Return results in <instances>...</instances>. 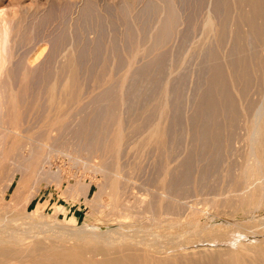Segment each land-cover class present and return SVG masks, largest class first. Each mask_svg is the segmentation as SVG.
<instances>
[{"label": "bare ground", "instance_id": "obj_1", "mask_svg": "<svg viewBox=\"0 0 264 264\" xmlns=\"http://www.w3.org/2000/svg\"><path fill=\"white\" fill-rule=\"evenodd\" d=\"M153 1L155 4L159 0H157V1L153 0ZM153 1L152 2L150 0L147 1V4H146V6L144 5V8L147 7L149 9H153V7L156 6V5H153ZM165 1H166V3H164V4H166V6H167V7L165 5L163 6V9L166 7V9H164V11H165L164 15L165 16H163V20L161 19L162 18L161 16H160L161 18L159 17V19H161L160 22L162 21V23H160L158 20V22L161 25L156 20V18H157L156 16L160 15L158 8L161 5L158 3H160L161 0H160V2L157 3L160 6H156L157 7L156 10L159 12V14L157 13L158 15L154 16L155 17L154 19L159 24L158 25L159 28L157 27L156 29L151 30L152 27L150 28V25H148V23L151 24L150 23L151 21L148 23L145 22V24H147L149 26V30L146 27L147 25L144 24V22H143V25H145V27L142 24H140V26L141 25L143 26V27L141 26L142 29L139 27L140 33H141L140 35H142L141 38L143 37L142 38L143 40L142 39L141 40L143 42L140 40V43H139V41L136 40L137 37L139 36V34L137 35V37L135 39L134 35L136 34L138 29L134 30L133 27H135V26H133L132 24H131L132 27L128 26L129 25L128 22L132 21L133 19L129 20V21L124 20L125 23L127 22L126 25L128 26L127 27L128 31L127 30L125 31V32H127L125 34V37L129 35L128 38H134L139 43V44H137L136 41H135V43H133L132 42L133 39H128L126 37L128 39V40L126 39L128 42L131 41L133 43V44L131 43L130 46L128 47V49L125 50V48L128 46V44H127L128 42H127V43H125L127 46L126 47L124 46L125 48H123L125 51H127V50L129 51V49H131L130 51H132V52L127 51L128 55H130V53H131V55L128 57V59H126V57L123 56V58L126 59V60L123 59L124 61L128 60L127 63L125 62L126 65L124 64L125 68L127 66V71L125 72L123 69L124 73L123 72L122 73L124 75L119 76L117 74L118 77L115 78L116 76H114V72L117 71V69L114 72L112 71L113 74H111L110 70H113V69H112V67H110V65L112 64V62L109 60L111 62V64L106 66L104 64L106 61L102 62V58H101V60H100V58H98L100 60V62H102V64L100 62H98V59H97V63L95 61L96 64L99 63L102 65V66H100V68H99V65H97L99 68L98 72L95 73V72H93L94 71L93 70L90 73V74L93 73L92 75H90L89 72H87V74L90 75V76H88V78L91 79L90 81L92 82L93 86L89 85L90 81L89 82L87 81L88 83L87 82H85V83H87L90 87L92 86V90L89 89L91 91H89V90L83 91V89H82L83 86L86 89L87 84L85 86V84L82 85L80 83V82H82L81 81L82 79L81 78L79 79V71H80V68H83V67H80V66H82V65H80L81 60H78V58L81 57L82 54H83V56H85V54L88 55V53L90 51V53H91L90 57L93 58L92 60H94V59L96 60V58L99 57V55L103 54L104 50H103L102 44L104 43V41H103V43H101L100 40H104L105 38L99 39V35H98V38L96 40H98L100 43L96 42L97 45H94L95 43H93L92 41H89L88 44H87V42H86V44L84 42L83 45L85 44V47L89 46V48H90V42L93 43V44L91 43L92 44L91 47L92 46H95V47L92 50H91V48H90V50L88 49L89 50L88 53H87V50H83L78 55L74 54L72 52V50L74 49L73 51L78 53L79 50L77 49L78 48L77 45H76L77 48H75L74 47L75 44H73L72 47H74V48L69 50V48L72 45L71 44L70 47H68V51H64V53L60 52L62 54L60 55L61 57H60V59L58 58V60L61 62L60 63L58 62V65H55V66L51 65L52 67L50 68L49 66L44 67L45 63L43 65L42 64L40 65V62L37 63L36 59L38 58V56L35 57L34 54L36 53L35 51L38 48H40L41 44H40V46L37 45V48L34 49L35 51H33V52H32L33 48H31L32 50L29 49L30 44L32 45V43H28V41H30L33 38V36L32 37L27 36V35H29V33H26V32H28L29 30H26L25 28H23V25L21 23H18L19 20H17L18 24L15 23L17 25L14 24L15 26L13 25V27L10 25L12 28V32L10 30H9V32L6 31V33H5L6 35L1 33L4 31H1V30H3L2 29L3 25H2V23H0L2 25V27L0 26L1 27L0 28V177L3 175V172H4V179H5V181L2 184L0 183V264H264V243L256 245L254 247H251L248 245H245V246L242 245L240 250L229 247V248H226V249L220 250L219 252H214V253L207 252L205 250H201V251H199V253L196 252V253H198L199 257H196L192 253H186L184 251H179V250H181L180 245H189L191 242H193L189 237L190 234H195V233L198 234L199 232H201V233L205 232L206 235L211 234V232H213V234H214V232H215L214 229H212V228L209 229L214 224H212V225L207 224L209 221H212V220L207 219L208 221L205 222L203 220L206 217L205 218L203 217L204 218L203 219V218H201L202 215L200 217L197 216V218H195L193 222L192 221L190 222L189 220L181 221L185 226L180 227L178 229V231H172V232L169 231L168 232L166 229H158L161 226L160 224L163 221H167L168 224L171 226H174V224H176L177 222H180V218H175V217H170V216L172 214H174L175 212L178 214L177 211H179V208H184L186 205L189 204V203L187 204V203L183 202L184 201L183 198L189 197L190 194H192L191 193L192 191H194L196 193L198 191L200 192V189L202 190V188H204V190L207 189L208 177H211L209 175L211 173H213L212 172L213 170H215V172L219 173L218 169H215V168L216 167L218 168V163L222 161L221 158L223 156L222 155L223 150L228 152V155L226 153L225 154L229 157H230L229 153L230 154L234 153L233 155L236 156L235 154L239 152V149L236 148L237 146L234 147L233 142L236 141V138L234 141L232 139L234 138L235 132L239 129V128H237V130L235 131L236 126H237V122L240 121L239 122L240 126L243 123V122H241V120L244 121V126L243 127L241 126V127H242V129L244 128V130H246V134H244L245 135V139H244L245 151L243 154V158H241L239 156V158H241L240 164L238 163L239 169L236 167L237 170L236 169L234 170V165L232 166V164H234V161H233V163L230 161L232 164H230L229 160H227V163H225V158H227V157L223 156V158H224L223 161L225 164V165L223 164V166H225V167H222L223 168L222 169L223 170V176L221 179L217 178V179H219L220 184L217 183L218 186L216 185V187H215V183H216L215 181L217 179L214 181L215 182L214 184L212 182L213 187H215L217 189V191H219V193H217V191H216L217 195L213 196L211 198L209 197V199L208 198L206 199V197L202 198L201 203H204V201H207L208 203H210L209 201H211L213 203L214 207L216 208L215 212H217L219 210L218 208H220V207H224V208L225 207L226 208L232 207L233 208V213H232L233 215H234V213H237L239 211L245 212V215H252L254 211H257V210H260L261 208H264V0H230L231 2H229L228 0H217V4H216V1L214 0V2H215L214 4H216V6L214 5L215 6L214 10H212V8H211L207 14L205 12L206 16H204L205 18L201 17V18H203V20H202L200 26L197 24L200 27L199 28L197 26L199 29V30L197 29V31H200V32H199V35L197 34L198 35V38L196 37L197 40L194 41L193 44H191L193 46L190 48H192V50L193 49L197 50L199 52V55H202L201 57H203L204 51H206V52L209 51L207 59H209V56H210L214 60L210 64H207V63L211 58L208 61H205L206 59L203 60V61H205V63L207 62L206 63L207 65H209V66H207V68L209 67V70H203V71H206V72L210 71L211 72V74L208 73L209 76H208V80L206 81L207 82V89L206 90L203 89L201 91L202 93H200V95L201 94L202 95H201L200 100L198 99L199 101L198 102L196 101L197 104H195V102H193V103L190 102V103H192V105L195 104L197 106V107L195 106L197 108L196 112L195 113L193 112L195 115L192 114V117L193 116L195 117L194 119H192L193 122H195L197 119H199V120H197L198 124H196V125L194 124L195 130H193L192 133H190V132L193 128L192 127L193 123L192 124L189 123V126L192 127V128H190L189 135H191V139L193 140V141L191 140L192 143L195 144L194 148L191 146L192 144L190 145V147H192V148H190V147L189 148L191 149V152H192L191 155L193 153H195V156L194 155L189 156L190 155V149H188L189 150V152H188L189 154H187L188 157H187V155L183 154L181 160L178 159L179 161H176L177 156H179V154L177 156L175 155L176 156L175 161L178 162L175 165L173 164V163H175V161L172 163V161H173L172 159L175 157H173V155H174L173 154L172 158H171L172 148H171V141L170 140H174L172 147L175 148V146H174V145H176V144H174V143H176L175 141H177V140L179 141V138H178L179 136H177L178 135L177 133L180 132L178 129L175 130V128L180 123H182L181 122L182 120H184V118L182 119L181 117L184 116L185 112H183V115H181V116L177 112V114L180 116L181 121H179L180 123L176 125V123L178 122V120L175 121L176 119H178L177 116L175 114L174 115L176 118L175 117L171 118L170 116H171V113L173 116V109L176 111L175 108L177 106L181 105V103H183L181 101H183L184 99L183 100L181 99V101H178L180 98L177 100L178 97L176 94V96H174L175 97L174 100H177L179 102V105H178V102L175 103V105H177V106H175L173 104L174 106H172V112L170 111L171 110L170 107H171L172 103L169 102V100H170L169 98H170V96L173 97L172 95H174L176 93V89H177V88L176 89L173 88L174 87L173 85H175V83L173 82L174 79H173V81H172V79L170 80L171 82L174 83V84L172 83L173 87L171 86L174 89L173 90L171 88L173 90V91L172 90L171 91L173 93L175 91V93L173 94L172 92L171 93L169 92V89H170L169 86L171 84L169 83L170 84L169 85L167 83L168 78L166 80V83L163 80L165 84L163 83L164 86H162L163 81L160 82L159 80H162V79L158 76H157L158 78L156 77V75H155L156 70L154 73H151L152 75L154 74L155 77H152V75H150V73H149V75L151 76L150 78H152V80H153V78L159 79L158 81L162 84L161 85L162 88L160 90L159 87H156V90L158 92L157 95L154 96L155 90L154 91L152 90L151 92H154V93H152L151 96H148V97L150 98V97L154 96L153 101L156 100L155 97L156 98L159 97V99H157V100H160V97L161 96L162 97H161V101H159V103L157 101V104L154 107L148 106V108L153 107L152 109L145 108V109H148V110H145L148 112H146V113L142 112L144 115L148 113L147 116L149 115L150 112L152 114L151 119L148 118V120L150 122H147L148 121L147 118L145 120V118L142 117L144 119L143 121H146L148 123V126L146 129L141 130V128H142L141 126L143 123L142 124L138 123L139 119H138V121L134 120L135 117L133 118V116L136 114H134V115L132 114L133 116L130 115L134 120L133 123H132V118L130 120L131 121L130 124L132 126H130L128 121H127L128 122V125H127V123L125 122V120L123 118V115L126 114L127 110H129V109H127L128 106H126L123 103V99H125V97L128 96V95H126V93L129 94L130 92L134 91L133 93L129 94V95H131V97L132 96H135V97L138 96V98L140 97V99H141L145 96L144 99H146L147 95L141 94L143 89L145 87H147V88L149 87V89L151 90L150 87L152 85L159 86V83L157 84L156 83L157 81L155 82V79H154V84H153V82L147 83L146 81L147 80L149 81V79H147L148 73H147V75H145V73H146V71L147 72L152 71L151 69L154 68L153 67L154 65H155V68L156 69L158 68L159 70H160V68L164 67L163 62H165L166 59L171 58L172 52H170L171 54L168 53L169 54L168 57L170 56L169 58L166 57V55H164L165 57H162L161 52L165 50L164 52L167 53V50L170 51L172 49L171 44H170V46H168V47H171L170 50L168 49V47L166 45H169L168 44L169 41L172 40L173 37L175 39L176 34L181 31V30L178 31L180 29V26H181L180 24L182 23V21H180L181 23L178 24V21H179L178 16L182 17L181 16L182 14L180 15L181 11L179 12L180 9L178 10V7H177V6H179V4H177V6H176L177 11L179 12V15H178L177 11L175 9L176 4L173 6L174 1L173 0H172L173 2L171 0H165ZM185 1H186V3L188 2L187 0H183L182 2L180 0L181 3H183V2L185 3ZM87 2H89V1H86L85 4ZM178 2H179V0H178ZM204 2H206V1H204ZM207 2H208V0H207ZM78 3H79V1H78ZM129 3H130V1H129ZM167 3H168V5H167ZM175 3H177V2L175 1ZM193 3H194V0H193ZM220 3L223 4V7H221L222 5H220ZM229 3L234 4L235 9H236V14L238 11H241L242 7L246 6L248 8L243 9L242 13H238V15H234V17H231V12L233 10L230 9L231 5H229ZM162 4H163V2H162ZM127 5H128V3H127ZM127 5H126V7H123V4H122L121 7L126 8V11H127V8H128ZM119 6L120 5H118L117 7H119ZM124 6H125V4H124ZM51 7L53 8V6H51ZM96 7H90L89 6V8H87V9L95 10ZM104 7H105V5H104ZM113 7H115V6H113ZM161 7L159 9H162ZM190 7H191V4H190ZM220 7L223 9H220ZM239 7H240V10H239ZM50 8H49V10H50ZM144 8H143V10H144ZM231 8H233V7H231ZM133 9H135V8H133ZM185 9H187V8L185 7ZM26 10H25V13L27 12ZM28 10H30V8ZM39 10H37V11H39ZM97 10H98V8H97ZM118 10H120V9L117 8V10H116L117 14H120L118 16L122 17L123 13L121 15V13H120L121 10H120V12ZM140 11H142V10H140ZM149 11L150 10H148V12H146V10H145L144 12L149 14L152 10L150 12ZM70 12H71V10H70ZM74 12H75V10H74ZM80 12L82 14L84 13V11L83 12L80 11ZM99 12H101V10ZM196 12H199V11H196ZM216 12L220 13V15L218 16L217 14H215ZM29 13H30V11H29ZM129 13H130V10H129V12H125L124 15H128ZM151 13H154V10ZM187 13H189V12H187ZM93 14H90V15L92 16ZM24 15H26V14H23V16ZM32 15L33 14H31V16ZM34 15H35V13H34ZM44 15H46V14H44ZM87 15H89V12L85 13V18L87 17ZM98 15H100V13ZM23 16L21 18L22 20H23ZM91 16H89V17H91ZM148 16H150V15H148ZM232 16H233V13H232ZM46 17L47 16H45V18ZM93 17H94V15H93ZM107 17H105V18H107ZM119 17H117V18H119ZM121 17H120V19H121ZM124 17H123V19H125ZM128 17L126 19H131L130 17L129 18ZM131 17H133V16H131ZM45 18H43V19H45ZM48 18H49V15H48L47 19ZM83 18L84 17H82V19ZM94 18H96V17H94ZM137 18H139V17H137ZM148 18L149 17H147L146 19L148 20ZM187 18H188V16H187ZM21 19H20V21H21ZM72 19H73V17H72ZM108 19H110V18H108ZM142 19H144V18H142ZM154 19H152V20H154ZM179 19H184V18H179ZM147 20H145V21H147ZM51 21H53V20H51ZM78 21H77V23H78ZM83 21H86V19ZM87 21H88V19H87ZM94 21H96V20L94 19ZM155 21L154 22L152 21L154 23V26L156 23ZM7 22H9V21H7ZM7 22L5 21L3 24L6 25ZM14 22H16V21H14ZM118 22H119V20H118ZM240 23L242 24V27H246V28L242 29L241 26L239 28L238 25H240ZM152 25L153 24H151V26ZM177 25L178 26L180 25L179 28ZM7 26L9 28V25H7ZM76 26H78V25L76 24ZM129 27H130V29H128ZM176 27H177L178 32L176 31ZM5 28L6 27H4V30H5ZM11 28H9V29H11ZM193 28H191V30ZM95 30L96 29H94V31ZM188 31L190 32V30H188ZM10 32L13 34V35L11 34L13 36V38L10 35V38L12 39V41L8 37L9 34H7ZM182 32H180V33L182 34ZM51 33H53V32H51ZM102 33L104 34V32H102ZM184 33L187 34V30ZM37 34H36L37 39H36V37H34V38L36 40H38V38L41 36L40 39L42 41V36L45 33L43 32V34L39 35V37ZM55 34H57V32ZM190 34H192V33L190 32ZM193 34H195V33H193ZM49 35H50V33H49ZM59 35L64 36L65 34L59 33ZM76 35H74V36H76ZM78 35H79V33H78ZM34 36H35V34H34ZM56 36L58 37V35H56ZM56 36H55V39L57 38ZM105 36H106V34H105ZM183 36L184 35H181V37H183ZM30 37H31V39H30ZM190 37H191V35L189 36V38ZM44 38H45V36H44ZM61 38H62V36H61ZM61 38H59V39H61ZM66 38L64 37V39H66ZM179 38L180 37H178V39ZM191 38H193V36ZM35 39H34V41H35ZM147 39H148V41H147ZM7 40L9 42L11 41L10 42L11 44H9L7 42ZM43 40H46V39H43ZM62 40H63V38H62ZM187 40H188V37H187V39L184 40V43ZM65 41L63 40L62 44L64 42L65 47H67L66 45L70 44V43H67ZM68 41H70V40H68ZM214 41H215L216 47L212 48V49H207V45L209 44V46L211 47L210 43H212ZM46 42H48V41H46ZM79 42H80V40H79ZM106 42H105V44H106ZM171 42H173V40ZM187 42L189 43L190 41L188 40ZM191 42H192V40H191ZM225 42L232 43V47L229 50H226L224 48L222 49V46L223 47L226 46L225 44L223 45V43H225ZM34 43H36V42H34ZM56 43H57V41H55V44ZM58 43H61V42H59V40H58ZM58 43H57V45H61V46H59L60 48H58V47L57 48L60 49V51H61V47H62V51H63L64 46H62V44H58ZM72 43L78 44L75 41ZM117 43L115 45H113V43L111 44L112 46H114V50L112 48V51H114V52L116 51L115 50L116 48L118 49ZM26 44H29V48L27 47L28 46L27 45V46H25V49L28 48L27 50L28 51L30 50L29 52L30 53L32 52V54H29L28 51L25 50V51H27L26 53H28L29 55H26L25 51H23V53L22 52L21 53L26 55V56L22 57V58H20V57L18 58V56H17V58L19 60L16 59V61H14L17 52L19 50L21 51V49H23L22 46L26 45ZM37 44H38V42H37ZM79 44L81 45V43H79ZM186 44L187 43H185V45ZM189 45H190V43H189ZM230 45L231 44H229V46ZM34 46H36V44ZM52 46L54 47V45H52ZM164 46H166L167 49L163 50ZM20 47H21V49H20ZM85 47L82 46V48H80V46H79L80 50L85 48ZM181 47L183 48V44ZM45 48H47V47H45ZM45 48H44V52L47 50ZM120 48L121 47L119 46V49ZM53 49H54L53 50L54 53L51 52V54H50V50H49L50 55H53V54L55 55L57 53L56 50H58V49H56V50H55V48H53ZM109 49L111 50V47ZM101 50H103V51L101 52ZM160 50H161V52H160L161 54H159V52H158ZM185 50H186V48H185ZM188 50H187V52H190L191 49L189 51ZM107 51H106V53H107ZM112 51H110V53L107 54L108 57L111 55ZM118 52L120 54L121 50ZM141 52L144 56L146 53H149L148 57L153 54L152 56H155V57H152L153 59L151 58L153 61H154V58H156L157 52H158L157 57L159 56L161 58H159V57H158V59L156 58L157 60L155 61L154 64L151 63L152 60L144 61V65H145V62H147L146 64L147 65L149 64L148 66H150V67L146 66L145 68L143 67V62L140 60L142 63L140 62V67H139V64L137 63L138 64L137 68L138 67L144 68V69L140 70L139 68L138 69L136 68V65H137L136 62L139 61L138 59L142 58V56H143L142 54H141V58H139L140 57L139 54ZM42 53L43 52L40 53L42 55L41 58L44 57L43 56L44 53L43 54ZM104 53H105V51H104ZM117 53L116 54L112 53L113 55H111V57L114 55L118 56ZM166 53H164V54H166ZM200 53H202V54H200ZM49 54L47 53L46 56L47 57L50 56ZM195 54H197V53H195ZM18 55H20V54H18ZM54 55H53V57H54ZM57 55H55V57H54L55 60L57 59V57H59V54H57ZM175 55H176V53H175ZM206 56H207V54H206ZM88 57H89V55H88ZM108 57L107 58L105 57V59H111L110 57L109 58ZM118 57H120V56H118ZM118 57H116L115 60ZM148 57L145 56V60ZM45 58L46 57H44L43 60ZM52 58L50 56L49 59L51 60ZM164 58H166L165 61H164ZM86 59H85V61H86ZM174 59H176V57H174ZM47 60H46V62L48 63L50 60H48V61ZM88 60H90V62H91L90 58H88ZM120 60H118V63ZM177 60H178V58H177ZM179 60H181V59L179 58ZM41 61H42V59H41ZM196 61H197V59H196ZM53 62H54V60H53ZM53 62H50V63H53ZM121 62H122L121 64L123 65V61H121ZM168 62H170V61L168 60ZM180 62L181 61H179V64H180ZM47 63H46V65H47ZM55 63H56V61H55ZM84 63H83V66L86 67L87 64L84 65ZM92 63L94 64L93 61H92ZM107 63L109 64L108 61H107ZM173 63H175V61ZM81 64H82V62H81ZM88 64H90V63H88ZM141 64H142V66H141ZM165 64H167V63L165 62ZM168 64H171V63H168ZM95 65L92 66V69L97 68V66H95ZM114 65H116V64H114ZM114 65H113V68H114ZM117 65H119V67L122 68V65H120V63ZM117 65H116V67H117ZM172 65H174V64H172ZM176 65H174V66L177 67ZM165 66H167V65H165ZM41 67L42 68L44 67L45 69L48 67L49 68L46 70L43 68L44 70L42 71V70H40ZM88 67H89V65L87 66V68ZM93 67H96V68H93ZM183 67H181V68H183ZM202 67L203 66H201L200 68H202ZM123 68H124V66H123ZM205 68H206V65H205ZM92 69L90 67V70H92ZM108 69H110V70L108 71ZM118 69H120V68H118ZM158 69H157V71H159ZM202 69H204V67ZM85 70L80 71V72H84ZM134 70L135 71L138 70L137 73L139 72V75L136 73V75H138V76H141L140 74H144L145 76H147V77H144V75H142L143 79L144 78H145V80L147 79L145 81L147 86L144 87V83H143V88L141 90H139V89L141 88L140 85L142 83H140L139 85H136L133 83L134 84L133 85L132 82H129V80L127 81V78L129 79L130 76L133 77L132 79H136V77L134 78L135 75L133 74ZM169 70H171V68ZM96 71H97V69H96ZM160 71H162V70H160ZM160 71L158 74H160ZM172 71H171V73H172ZM203 71L200 70L199 73H201ZM128 72H131V74H133V75L129 74V77H127ZM166 73L167 72H165V74ZM169 73H170V71L168 72V74ZM173 73H174V71H173ZM162 74H163V79H166L164 72ZM115 75H116V73H115ZM85 76H86V74H85ZM160 76L162 77V75H160ZM171 76H173V74ZM173 77H175V76H173ZM196 77H198V76H195L194 78H196ZM201 77L202 76H200V78ZM16 78H18V79H16ZM142 78L140 77L139 80L140 79L142 80ZM203 78L204 77L201 78L202 81L200 80L201 83L198 80L196 84H198V82L200 83V86H201V84L202 85L205 84V83H202ZM14 79H16V81H14ZM197 79H199V77ZM180 80H181V78H180ZM84 81H86V80H84ZM84 81H83V83H84ZM140 82H143V80ZM180 82H179V84H177V81H176V85L179 86ZM126 83H130V86H128V85L126 86ZM137 83H139V82L137 81ZM149 84H150V86H149ZM182 84H183V82H182ZM196 84H194L195 86L194 85L193 86L196 87ZM183 85H185V84H183ZM89 86L87 88H89ZM139 86H140V88H139ZM97 87H98V89L100 87H103V88L99 89L100 91H101V89H104V90L101 91L102 93L99 92L100 94L96 95V90L99 91L98 89H96ZM115 87H117V88L115 89ZM129 87H130V90H129ZM179 87H181V86H179ZM203 87H205V86L203 85ZM93 88H95L96 90ZM112 88L114 90H112ZM152 88H153V86H152ZM126 89H128V91H130V92L128 93V91ZM132 89H134V90L132 91ZM149 89H148V91H149ZM158 89L161 91L160 93H159ZM179 89H181V88H179ZM179 89H178V91H179ZM184 89L186 91H188L186 88H184ZM196 89H194V90H196ZM94 90H95V92H94ZM124 90H126L125 94L123 92ZM138 90L141 91V93L139 92V94H138V92H137ZM145 90L147 91V89H145ZM145 90L143 91L144 93L146 92ZM200 90H198V91H200ZM198 91H197V93H198ZM149 92H147L146 94H148ZM179 93H178V96H181L182 92L180 93V95H179ZM253 94L257 95V97L255 96L257 99L253 98V96H254ZM184 95H185V91H184ZM200 95H199V97H200ZM141 96H143V97H141ZM87 97L89 99L91 98L90 100H92L91 101L92 104L95 102V104H93V105H95V108L93 105H91L92 111L89 113H86V115L88 114L87 116H85L83 113H82L84 115L83 117H82V115H79V118L81 117L82 119L78 120L79 119L78 118L76 120L78 122V124L73 126V123L75 124V122H76V121L74 122L73 119H71L72 117H75L73 113L76 112V113L80 114L81 112H79V111L83 110L82 112H84V110L87 109L88 103L86 104V102H85L86 101L85 99ZM129 97L127 99H130ZM105 98H108V99L112 98L111 99L112 102H113V99L115 100L117 98V100H116L117 102L115 101L116 103L114 102L112 104V102L110 101L111 103L109 102L110 103V106H109L108 105L109 103H107L106 101L103 100L102 104L104 105L103 102H106L107 108L105 107V105H106L105 104L104 107H102V109H100V107H97V106L98 105L101 106V103H99V102H101V100L105 99ZM149 98H147V99H149ZM89 99H87V102L89 101ZM108 99H107V101H108ZM144 99H143L144 102L148 101V100H144ZM193 99H196V95H195V98L194 97L192 98V100ZM171 100H173V99H171ZM131 101H133L132 104L135 102V100H133V99ZM97 102H98V105H97ZM89 103H90V101H89ZM122 104H123V107H124V105L126 107L125 112H124V110L121 111L123 108V107L121 108ZM126 104H129V103H126ZM142 104L143 103H141V105ZM143 105L146 106V105H151V104L148 103V104H143ZM143 105H142V107H143ZM137 106H136V108H137ZM182 107H183V105H182ZM131 108H134V107H131ZM178 108L179 107H177V110H180L179 111V113H180L182 108H179V109ZM89 109H90V107H89ZM89 109H88V111H89ZM140 109H143V108H140ZM131 111L133 113L134 109H132ZM141 111L139 110L138 112L141 113ZM169 111L171 112L170 115H169ZM182 111H183V109H182ZM122 112H124L123 115H122ZM127 112H129V111H127ZM138 112H135V113H138ZM140 113H138L137 115H141ZM180 114H182V113H180ZM127 116L128 115H126V117ZM137 118H138V116H137ZM139 118H141V116H139ZM152 118H154V120H152ZM188 118H190V117H188ZM111 120H112V122H111ZM126 120H127V118H126ZM188 120H190V119H188ZM184 122H186V121H183V124H185ZM125 123L127 126L130 127V130L132 129L131 127H133L132 131L134 130L135 133H138V131L140 133H141V131L142 132L144 131L143 134L142 133H141V135L139 133H138L139 135L135 134L136 138H134L135 136H133V135L129 136L128 133L126 134V132H129V129H127L128 131L125 129ZM187 123L185 124L186 126H187ZM173 125H176V127L174 126L175 127L174 130L175 131L178 130L177 133L172 129ZM185 125H181V126L184 127ZM129 127H127V128H129ZM183 127H182V129H184ZM179 129H181V128L179 127ZM183 131H182V134L184 133ZM170 132L175 133L176 135L174 134L173 137L176 136L178 139L176 137H175L176 140L174 138L170 139V138H172L171 135L173 134V133L170 134ZM239 132H238L237 138H239ZM182 134H180V135H182ZM236 134H237V132H236ZM126 135H127V137L129 136V137L134 138V140L129 142ZM68 136L73 137L74 139L85 140L86 141L84 143L85 145L83 144V142H81L83 145L81 143H77V144H81L83 146L81 149H83V148H84V150L87 149V152L90 150H93V149L94 150L101 149L103 151V154L100 155L101 157H99V155H98V157L99 158L103 157L102 158L103 160L101 159V163H103V161H104V163L102 165H105L106 162L108 163V161H109V163H108L109 165L108 164H106L107 166L105 165V167L109 166V168H110L109 170L106 169L108 171V173L105 171V169H104V171H101L102 166H101V164L99 166V164L97 162L99 168L101 167L100 168L101 170L98 168L99 169L98 172H100V171L104 172V175H105V173L108 174V175H105L104 177L106 178V180L109 181V182L106 181V182H108L107 186H110V187H107V186L105 187V188L110 190V191L107 190V194H109V196L107 195V197H110V201L108 202L109 203L108 205L110 206V208L106 204V207L109 208V210H108L109 212L107 214L103 210V209L106 210L107 208H105V205H103L104 204V203H102L103 201L100 202L101 198L98 197L99 193L96 195L97 197L96 196L94 197V199H95L94 202L96 203L95 205H96V208H98V209H95V206L92 203H91V206L93 205L92 207H94L95 210H99V207L97 204H99V206H100V204L102 203L101 207L103 205L104 208L102 207L103 209L101 208V210H103L102 212H105L103 217L105 218V215H109V216L111 215L112 218L110 219V221H112V219L115 220V217H120V219L118 220V223L116 224L115 227L107 226L106 228H99V227L91 226V225H71V224L67 225V223L64 224V222L61 219H58V218L53 219V218H51L52 216L47 215L46 213H43L42 211H37L36 208H35V210L25 209V210L21 211L18 209L19 206L15 207V205H14L16 210H19V211H14L15 210L14 208H13L14 210H11V209L9 210V208H10L9 206L11 203L10 200H13L14 197H11L10 199H8L7 195H8L9 189L14 185V183H16L15 181L17 180V178L19 179V184L20 183L22 184L26 175H28L30 177L31 174L38 175L39 172L42 173L43 170H41V169L46 167L44 165L45 164L44 162L49 163V161H47L48 160L47 157L50 156L51 153H53V151L51 153L49 152V155H48V153H47L48 150H46V148L49 149L52 147L50 141L54 143V142H56V140H59V142H57V143H59L58 145L61 146L63 144H66V141L69 140ZM65 139H68V140L65 141ZM189 140H188V145L190 144ZM181 141H182V139H181ZM181 141H179V142H181ZM48 142L50 143V145L47 144ZM60 142H61V144H60ZM74 142H76V141L74 140ZM57 143H55V144H57ZM238 143H239V141H238ZM55 144H53V145H55ZM241 144H243V143H241ZM58 145H55L54 146L55 148L53 147L52 149L55 150L56 147H58ZM183 145H186V144L184 143ZM183 147L185 148V146H183ZM60 148H62V146ZM60 148H57V149H60ZM63 148H64V146H63ZM63 148H62V154H63V151L65 154V150H63ZM68 148H69V145H68ZM71 148H73V147H71ZM150 148L152 149L153 152L155 150V152H156L155 155L157 156V158L159 157L158 160L162 161V163L160 162L162 165L160 167L159 166L160 164H158L159 161L156 160L157 161L156 164H158V167L160 169H159V171H158V169H156L158 174L156 173V171H154L157 175L155 174V176H153L154 172H152V174H151L155 179H153L154 181H152L153 183L151 182L150 185H151V187H152V185L154 187H152L153 189L150 187V189H148L147 193H145V196H143V195L140 196V195H138V192H139L138 189H141L140 186L145 184V182L147 180H149L148 177L151 178L152 176L150 174H149L150 176L146 175L145 177H147V178H145L144 180H146V179L147 180L145 182L142 181L140 178H138L142 181L143 184L140 185V182L136 181L138 183V186H139L137 188L136 186L133 185L136 182H132L133 181V175H135L137 177V174H135V173H138L137 171H139L140 169L143 172L144 168L143 169L140 168V164H141L140 160H141V157H143L142 155H143L144 150H146V153H147V149L151 150ZM174 148H173V151L175 150ZM24 149H28V151H29L28 157H27V155L25 156ZM52 149H50V151ZM75 149H77V148H75ZM242 149H244V148H242ZM84 150H83V152H84ZM45 151H46V154L48 155V156L46 155V160L43 157V156H45ZM75 151H77V150H75ZM175 151H177V150H175ZM77 152H79V151H77ZM129 153H130V155H129ZM131 153L134 154L133 157L131 156ZM242 153H240L241 156H242ZM54 154L56 155V152H54ZM91 154H93L92 151H91ZM124 154H128L130 157L133 158L129 165L127 163H126L127 165L123 164L124 162L122 159L124 158L123 157ZM66 155H67V153H66ZM68 155H70V154H68ZM83 155H85V154H83ZM51 156H50V158H51ZM180 156H181V154H180ZM13 157H14V159L16 157L18 158V159L14 160V161L18 160V164H16L17 162L15 163L14 161H12ZM25 157H27V159L29 158L28 162H26L27 163L26 166L24 164L25 161L27 160ZM84 157H86V155ZM91 157H93V156H91ZM183 157L184 158L186 157V158L183 159ZM76 158H77V156H76ZM78 158H79V156H78ZM234 158L236 159V157H234ZM10 159L12 162L9 161ZM89 160L86 161V159H85L86 162H89ZM92 160H94V158H92ZM195 160L198 161L199 163L200 162L201 163L200 164L197 163V165L193 166L194 165L193 162ZM85 161H84V163H85ZM196 161H195V163H196ZM9 162L11 164H13V162H14L16 165L14 164L15 166L13 165L12 167L11 166L9 167V165H10ZM99 163H100V161H99ZM89 164H91V163H88V165ZM43 165H44V167H43ZM88 165H86V166H88ZM6 166H8L9 169ZM151 166H150V169H151ZM24 167H25L24 170H26V172H29L30 174H27L26 172L23 171ZM96 167H97V165H96ZM147 167H149V166H147ZM195 168H197V170L199 171L198 172L197 170H195L198 172V174H197V172L196 173L194 172V174H197L196 177H194L192 175ZM154 169H155V167H154ZM48 170H49V172L51 171L50 169H48ZM93 170H97V168H94ZM49 172H47V170H46V173L43 171V174L44 173L47 174ZM144 172H145V169H144ZM149 173H151V172H149ZM218 173L216 175H218ZM43 174H39V175H43ZM99 174H101V173H99ZM220 175H222V174H220ZM29 177H27V178H29ZM47 177H48V175H47ZM212 179L214 180L215 178H212ZM140 180H138V181H140ZM104 181H105V179H104ZM134 181H135V179H134ZM149 181H151V180H149ZM149 181H147L146 184ZM109 183H110V185H109ZM19 184H17V185L19 186ZM77 184H75V185H77ZM210 184H208V185H210ZM97 185H99V184H97ZM71 186L73 187L74 184ZM84 186L86 187L87 185H84ZM89 186H90V184L88 185V187ZM85 187L83 189L84 192L87 188V187L86 188ZM134 187L137 188V190H136V191H138L137 193H135V191H133ZM144 187H145V185H144ZM208 187H210V186H208ZM77 188H78V186H77ZM81 188L82 187L79 186V189H81ZM17 189H18V187H17ZM145 189L146 188H144V190ZM209 189H212V188L210 187ZM75 190L76 189L73 187L72 191H75ZM103 190H104V188H103ZM209 191H211V190H209ZM15 192H17L16 188H15ZM204 192H206V191H204ZM212 192H214V194H216L215 190L214 191L212 190ZM226 192H227V194L228 193H230V194L229 195L226 194L225 195L226 197L223 199L219 198L221 196V194L226 193ZM87 193H89V192H87ZM143 194H144V192H143ZM188 194H189V196H187ZM202 194H201V196H202ZM211 194L213 195V193H211ZM84 196L86 198L85 201L87 200L86 203L87 202L89 203L92 200L90 198L91 200L89 201V199H87V197H86L87 196L86 194ZM207 196H208V193H207ZM96 198H98V199L96 200ZM181 199L183 201H181ZM187 201H188V199H187ZM91 202H93V201H91ZM196 203H198V202H196ZM198 210L199 209L193 210V211L198 213ZM99 212H101V211H99ZM199 212L201 214H203V213H206V210L203 213L201 211H199ZM209 215H211V214H209ZM164 216H168V217H164ZM252 216L249 219L250 223L248 222L249 220H245L242 222V224H238V225L233 224V225L238 226V230H236L235 228H232V229L230 228L229 231L235 236V238H233L232 240L230 238H227V237L224 238L222 233H221V235L223 237L222 236L220 237L219 233L222 231L221 229H219L221 231L215 229L216 231H219V232L216 233L215 235H207V236L210 239H212V242L216 241V243L220 242L224 239H225V241H222L223 243L226 241H228V243H229L230 240H231L230 243H232L234 240L236 241V239L238 240L240 237L243 238V236L245 237L246 235H247L246 237H250V236H252V234L250 235V234H248L249 232H242V231H240V229L246 228L249 231H253V229H256V226H259L260 223L257 221V219L254 218V216L253 217ZM142 217H149V220L151 222H146V223L144 222V223H141L140 225H138L136 228H132L129 222L124 221V220H127L128 218H131L132 220L138 221L140 218L142 219ZM135 218H137V219H135ZM211 218L214 219V217L210 216V219ZM105 219H109V217L105 218ZM112 222H114V221H112ZM149 224H151V225H149ZM248 224H250V225H248ZM216 226H214V227H216ZM254 232H257V231L254 230ZM205 234H204V236L202 235V237H205ZM199 235L201 236V234H199ZM205 239H206V237H205ZM170 251H177V252L171 253Z\"/></svg>", "mask_w": 264, "mask_h": 264}, {"label": "rangeland", "instance_id": "obj_2", "mask_svg": "<svg viewBox=\"0 0 264 264\" xmlns=\"http://www.w3.org/2000/svg\"><path fill=\"white\" fill-rule=\"evenodd\" d=\"M78 1H79V3H78ZM83 0H0V23H2V25H3V27H2V25L0 24V26L2 27V29L3 30H1V31H4V32H1V33H3V34H5L6 33V31L7 32H9V30L12 32V28H11V26L13 27V25L15 24V23H17V20H19L20 21V19L22 18V16H23V14H26V15H24L23 16V20L21 19V21L19 22L18 21V23H21L22 25H23V28H25L26 30H29L28 32H26V33H29V35H27V36H33V38L34 37H36V39H37V36H36V34L38 35V37H39V35H42L43 34V32L45 33V34H43V36H42V41H41V36L38 38V40H36L35 38V41H34V39L32 38L31 39V37H30V39L32 40H30V41H28V43H32V45L30 44V48H29V44H26V45H23L22 46V48L23 49H21V47H20V49H21V51L19 52H17V54H16V56H15V59H14V61H16V59H18L19 57L20 58H22V57H25L26 55H29V54H32V52L33 51H35L34 49H36L37 48V45L38 46H40V44H41V46H40V48H38L35 52V54H34V56L35 57H37L38 56V58L36 59L37 60V63L38 62H40V65L42 64H44V67H46V66H49L50 68L52 67L51 65H58V62L60 63L61 61H59L58 60V58L60 59V55L62 54V53H64V51H68V47H70V45H71V47L69 48V50H71V49H73L74 47L75 48H77L76 50L78 51V53L77 52H74L73 50H72V52L74 53V54H79L81 51H83V50H87V53H88V51L90 50V48H91V50L95 47V46H92L91 47V45L93 44V43H95L94 45H97V43L96 42H98V43H100L98 40H96L97 38H98V35H99V39L101 38V39H104V40H100L101 41V43H103V41H104V43L101 45L102 47H103V50L105 51V53H104V51L103 50H101V52L103 51V54H101V55H99V57H97L96 58V60L94 59V60H92L93 58H91L90 56H91V53H90V51H89V53H88V55H89V57H88V55L87 54H85V56H83V54H82V56L84 57H79L78 58V60H81V62H82V64H81V62H80V65H82V66H80V67H83V68H80V71H83V70H85L84 72H80L79 71V79L81 78L82 80V82H80L82 85H84L85 84V86H86V84L91 80V79H89L88 78V76H90V75H92V74H90L93 70V72H98V70H99V68H100V66H102L101 64H102V62L103 61H106L104 64L107 66V65H110L111 64V62H112V64L110 65V67H112V69L113 70H110V69H108V71L110 70L111 71V74H113V72L117 69V71H115L114 72V76H116L115 78H117L118 77V75L119 76H121V75H124L123 73H124V71L126 72L127 71V66H126V68H125V62L127 63V61H124L123 59H125V58H123V56L124 57H126V59H128V57L131 55V53H130V55H128V52H132V51H130L131 49H129V51L127 52V51H125L126 49H128V47L130 46V44L133 42V43H135V41L137 40V41H139V43H140V40L143 38H141V36L142 35H140L141 33H140V29H139V27L141 28V26L143 25V22H144V24H145V22L146 23H148V22H150L151 24H153L152 26H151V24H149L148 23V25H150V28H151V30L152 29H156L157 27H158V25L160 24V23H162V21L160 22V20L162 19L163 20V16H165L164 14H165V11H164V9H166V4H164V3H166V1L165 0H161V2H160V0L158 1V2H160V3H158V4H160V5H158L157 3H155L154 4V1L153 0H150L151 2L153 1V5H156V6H160L162 9H159L158 8V11L160 12V15L159 16H156V15H158L159 14V12L156 10V6H154L153 7V9H149V8H147V7H145L144 8V5L146 6V4H147V1H149V0H84L83 2H82ZM86 1H89V2H87L86 4H85V2ZM125 1V2H124ZM129 1H130V3H129ZM155 1H157V0H155ZM172 1V0H171ZM174 1V2H173ZM172 2H173V6L175 5V9H176V6H177V4H179V6H177L178 7V10H179V12H180V15L182 16V17H180V16H178L179 18H184V19H179L178 18V24L179 23H181L180 21H182V23L179 25L180 26V29L178 30V31H180V32H182V34L180 33V32H178L177 31V27H176V31L178 32L177 34H176V40L174 39V37L172 38V40H173V42H171L172 40H170L169 41V45H166L167 47L168 46H170V44H171V47H172V49L174 50H178L177 52L174 50H170V48L171 47H168V49L170 50V51H168L167 50V53L166 52H164L165 50L164 49H167L166 48V46H164L163 47V50L164 51H162L161 52V50L160 51H158L159 52V54H161V56L162 57H165L164 55H166V57H168V55L169 54H171L170 52H172V54H171V58H169V59H166V58H164V61H165V59H166V63L167 64H165V62H163L164 63V67L166 68H164V67H162V68H160V70H162L163 72H164V75H165V78L166 79H163V72L162 71H160L158 68V70L160 71V74H158L159 73V71H157V69L155 68V65L153 66L154 68L153 69H151L152 71H146V73H145V75H147V73H148V77L147 76H145L144 74H140L141 76H138L139 75V72L137 73V71L138 70H134L132 73L135 75L134 76V78L136 77V79H132L133 77L132 76H130L129 77V74L130 75H133V74H131V72H128V76L127 77H129V79L127 78V81L129 80V82H132V84L134 83V84H136V85H139L140 83H142L140 86H141V88H140V86H139V90H141L142 88H143V83H144V87L145 86H147L146 85V83H145V81L147 80V79H149V81L147 80L146 82L148 83V82H153V84H154V79H155V82L158 84L159 83V86H155V85H152L153 86V88H152V86L150 87L151 88V90L149 89V87L147 88V87H145L144 89H143V91L145 90V89H147V91L144 93L143 91H142V93H141V91H137L138 92V94H139V92L141 93V94H144V95H147V97H146V99H144L145 98V96L143 97V96H141V97H143V98H141L140 99V97L138 98V96H132L131 97V95H129L130 93H133L134 91V89H132V91L133 92H130V91H128V89H126L127 91H128V93L129 94H127L126 93V90H124L123 92H124V94L126 93V95H128L127 97H125V99H123V103L126 105V106H128L127 107V109H129V110H127V111H129V112H127L125 109H126V107H125V105H124V107H123V104H122V106H121V108H122V110L121 111H123L124 110V112L126 111V114H124V112H122V115H123V118H124V120H125V122L127 123V125H128V122H129V124H130V120H131V116H133L134 114H138V113H140V112H138L139 110L141 111V115H137L138 116V118H137V116L136 115H134L133 116V118L135 117V119L134 120H136V121H138V119H139V121H138V123H143L142 124V128H141V130H143V129H146L147 128V126H148V123L147 122H150L149 120H148V118L149 119H151V117H152V114H151V112L149 113V115L147 116V114H143L142 112H144V113H146V112H148V111H145V110H148V109H152L156 104H157V101H158V103H159V101H161V97H160V100H157V99H159V97H155V101H153V99H154V96L155 95H157V90H156V87H159V89L161 90V88H162V86H164V84L166 83V80H167V78H168V80H167V83L170 85L169 87H170V89H169V92L171 93L174 89L173 88H177L176 89V93H175V91H174V95H172L173 97H171L170 96V100H169V102H171L172 103V105H171V112H172V106H174L175 105V103H177L178 101H181V99L183 100V101H181V102H183V103H181V105H179V102H178V105L179 106H177V105H175V106H177V107H179V108H182L183 109V111H182V109H181V112L180 113H182V114H180L179 113V111L180 110H177V107L175 108L176 109V111L173 109V116H172V113L169 111V115H170V113H171V118H173V117H175V115L177 116V118L178 119H176L175 121H177L178 120V122L176 123V125L177 124H179L180 122L179 121H181V119H180V116L181 115H183V112H185L184 113V116L183 117H181L182 119L184 118V120H182L181 122L182 123H180L181 125H185L187 122V126L185 127H183V126H181L180 124V126L178 125L177 127H176V125H173V127H172V129L174 130V128H175V130L176 129H178L180 132H178V130L177 131H175L178 135L177 136H179L178 138H179V141H181V139H182V141L181 142H179L178 140L177 141H175L176 143H174V144H176V145H174L175 146V148L174 147H172L173 146V142H174V140H170L171 141V148H172V154H171V158H172V155H173V157H175V158H173L172 160V163L175 161V159H176V156L179 154V156H180V154H181V156L179 157V156H177V160L176 161H179V160H181V158H182V156H183V154L184 155H187V154H189L188 152H189V150L188 149H190V148H194L195 147V144L194 143H192V139H191V135H189V132H190V128H194L195 127V125L196 124H198V121L197 120H199V119H197L195 122H193V120L192 119H194L195 117L193 116L192 117V114L193 115H195L194 113L196 112V110H197V106L195 105V104H197L196 103V101L198 102L199 100H200V98H201V95H200V93H202L201 91L203 90V89H207V80H208V76H209V74H211V72L210 71H203V70H209V67L207 68V66H209V65H207V64H210V63H212L213 62V58L212 57H210L209 56V59H207L208 58V52H206V51H204V54H203V57H201L202 55H199V52L197 51V50H192V48H190V47H192L193 45H191V44H193V42L194 41H196L197 39H196V37L198 38V35H199V32L200 31H197V29H198V27L200 26V24H201V22H202V20H203V18H205L204 16H206L205 15V12H206V14L210 11V9L212 8V10H214V8H215V6H216V4H217V0H215L216 1V4H214L215 2H214V0H208V2H207V0H194V3H193V0H187L188 2L186 3V1H185V3L183 2V3H181L183 0H181V2H180V0H179V2H178V0H173ZM175 1L177 2V3H175ZM190 1V2H189ZM196 1V2H195ZM200 1V2H199ZM204 1H206V2H204ZM229 2H231L230 0H228ZM82 2V3H81ZM124 2V3H123ZM162 2H163V4H162ZM211 2V3H210ZM108 3V4H107ZM111 3V4H110ZM127 3H128V5H127ZM132 3V4H131ZM122 4H123V7H126V5H127V11H126V8H123V7H121L122 6ZM124 4H125V6H124ZM181 4V5H180ZM190 4H191V7H190ZM199 4V5H198ZM210 4V5H209ZM104 5H105V7H104ZM118 5H120L119 7H117ZM166 6L164 9H163V6ZM167 5H168V3H167ZM184 5V6H183ZM187 5V6H186ZM196 5V6H195ZM213 5V6H212ZM215 5V6H214ZM220 5H222L221 7H223V4L222 3H220ZM229 5H231V7H233V8H231L230 6V9H232L233 11L231 12V17H234V15H238V13H242V10L243 9H246V8H248V7H242L241 8V11H238L237 12V14H236V9H235V6H234V4L233 3H229ZM233 5V6H232ZM34 6V7H33ZM38 6V7H37ZM51 6H53V8L51 7ZM89 6L90 7H96V9L95 10H93V9H87V8H89ZM113 6H115V7H113ZM148 6V5H147ZM244 6V5H243ZM40 7V8H39ZM52 9H51V8ZM86 7V8H85ZM109 7V8H108ZM185 7L187 8V9H185ZM196 7V8H195ZM220 7V9H223V8H221ZM30 8V10H28ZM35 8V9H34ZM49 8H50V10H49ZM79 8V9H78ZM97 8H98V10H97ZM116 8V9H115ZM117 8L118 9H120L121 10V12H120V10H118L120 13H121V15H122V13H123V16L121 17V19H120V17L118 16V15H120V14H117ZM131 8V9H130ZM133 8H135V9H133ZM143 8H144V10H143ZM152 10L151 12H153V10H154V13H151L150 11V13L148 14V13H145L144 11L146 10V12H148V10ZM155 8V9H154ZM182 8V9H181ZM202 10H201V9ZM27 9V10H26ZM40 9V10H39ZM54 9V10H53ZM78 9V10H77ZM107 9V10H106ZM123 9V10H122ZM133 9V10H132ZM25 10L27 11L26 13H25ZM37 10H39V11H37ZM42 10V11H41ZM70 10H71V12H70ZM74 10H75V12H74ZM101 10V12H99ZM115 10V11H114ZM129 10H130V15L128 14V15H124L125 14V12H129ZM137 10V11H136ZM140 10H142V11H140ZM156 10V11H155ZM162 10V11H161ZM188 10V11H187ZM207 10V11H206ZM239 10H240V7H239ZM29 11H30V13L31 14H33L34 15V13H35V15L33 16H31V14L29 13ZM80 11H84V13L82 14ZM94 11V12H93ZM96 11V12H95ZM109 11V12H108ZM112 11V12H111ZM123 11V12H122ZM176 11H177V9H176ZM196 11H199V12H196ZM235 11V12H234ZM86 12H89V15H87V17L85 18V13ZM100 13V15H98L99 13ZM142 12V13H141ZM163 12V13H162ZM179 12L177 11V14L179 15ZM185 12V13H184ZM187 12H189V13H187ZM192 12V13H191ZM74 13V14H73ZM81 13V14H80ZM94 13V14H93ZM96 13V14H95ZM116 13V14H115ZM156 13V14H155ZM158 13V14H157ZM195 13V14H194ZM197 13V14H196ZM202 13V14H201ZM232 13H233V16H232ZM235 13V14H234ZM22 14V15H21ZM44 14H46V15H44ZM90 14H93L94 15V17H96V18H94L93 17V15L91 16ZM141 14V15H140ZM143 14V15H142ZM147 16V17H149L148 18V20L146 19L147 17L145 16V15ZM187 14V15H186ZM204 14V15H203ZM215 14H217L218 16L220 15V13H218V12H216ZM21 15V16H20ZM37 15V16H36ZM48 15H49V18L47 19V17H48ZM110 15V16H109ZM148 15H150V16H148ZM191 15V16H190ZM203 15V16H202ZM45 16H47L46 18H45ZM69 16V17H68ZM78 16V17H77ZM81 16V17H80ZM89 16H91V17H89ZM108 16V17H107ZM125 16V17H124ZM129 16L131 19H126L127 17ZM131 16H133V17H131ZM143 16V17H142ZM154 16H156L157 18H156V20H157V22H158V20H159V24L155 21V17ZM162 18H161V17ZM187 16H188V18H187ZM35 17V18H34ZM55 17V18H54ZM72 17H73V19L75 20H73L72 19ZM82 17H84L85 19H86V21H83V20H85L84 18L82 19ZM104 17V18H103ZM105 17H107V18H105ZM117 17H119V18H117ZM123 17L125 18V19H123ZM128 17V18H129ZM137 17H139V18H137ZM141 17V18H140ZM159 17L161 18V19H159ZM201 17H203V18H201ZM222 17V16H221ZM13 18V19H12ZM26 20H25V19ZM43 18H45V19H43ZM90 18V19H89ZM108 18H110V19H108ZM136 20H135V19ZM142 18H144V19H142ZM219 18V17H218ZM8 19V20H7ZM35 19V20H34ZM42 19V20H41ZM71 19V20H70ZM87 19H88V21H87ZM94 19L96 20V21H94ZM101 19V20H100ZM133 19V20H132ZM151 19V20H150ZM152 19H154V20H152ZM32 20V21H31ZM44 20V21H43ZM46 20V21H45ZM51 20H53V21H51ZM64 20V21H63ZM80 22H79V21ZM90 20V21H89ZM100 20V21H99ZM103 20V21H102ZM118 20H119V22H118ZM121 20V21H120ZM124 20H127V21H129V20H132V21H130V22H128L129 23V25L128 26H130V27H132V25L133 26H135V27H133V29L134 30H137V32H136V34L134 35L135 36V39H136V37H137V35L139 34V36L137 37V39L135 40L134 38H128V36H126L128 39H133L132 40V42L130 41V42H128L127 40V38L125 37V34L127 33V32H125L126 30H127V22L125 23L124 22ZM145 20H147V21H145ZM7 22V21H9V22H7V24L6 25H4L3 23L4 22ZM11 21V22H10ZM14 21H16V22H14ZM55 21V22H54ZM77 21H78V23H77ZM138 21V22H137ZM140 21V22H139ZM155 21L156 23H155V26H154V23L153 22ZM200 23H199V22ZM219 21V20H218ZM14 22V23H13ZM31 24H30V23ZM35 22V23H34ZM95 22V23H94ZM97 22V23H96ZM105 22V23H104ZM115 22V23H114ZM122 22V23H121ZM132 22V23H131ZM191 22V23H190ZM9 23V24H8ZM13 23V24H12ZM17 23V24H18ZM90 23V24H89ZM104 23V24H103ZM112 23V24H111ZM138 23V24H137ZM17 24H15V25H17ZM34 24V25H33ZM76 24L78 25V26H76ZM83 27H81L80 25ZM87 24V25H86ZM107 24V25H106ZM132 24V25H131ZM140 24H142L141 26H140ZM199 26H198V25ZM7 25H9V28H11V29H9L8 28V26ZM11 25V26H10ZM14 25V26H15ZM95 25V26H94ZM97 25V26H96ZM145 25H147V24H145ZM145 25H143L144 27H145ZM146 26L147 28H148V30H149V26ZM161 25V24H160ZM190 25V26H189ZM193 25V26H192ZM112 26V27H111ZM116 26V27H115ZM142 26V27H143ZM178 26V25H177ZM179 26H178V28H179ZM198 26V27H197ZM240 26L242 27V24L240 23V25H238V27L240 28ZM0 27V28H1ZM4 27H6L5 28V30H4ZM93 27V28H92ZM130 27L128 28V29H130ZM194 27V28H193ZM34 28V29H33ZM79 28V29H78ZM81 28V29H80ZM87 28V29H86ZM106 28V29H105ZM108 28V29H107ZM136 28V29H135ZM159 28V27H158ZM182 28V29H181ZM191 28H193L192 30H191ZM200 28V27H199ZM244 28H246V27H242V29H244ZM89 29V30H88ZM94 29H96L95 31H94ZM115 29V30H114ZM132 29V28H131ZM142 29V28H141ZM196 29V30H195ZM237 29V28H236ZM241 29V30H242ZM25 30V31H26ZM39 30V31H38ZM186 30H187V34L186 33H184V32H186ZM188 30H190V32L192 33V34H190V32L188 31ZM199 30V29H198ZM37 31V32H36ZM53 32V33H51V32ZM83 31V32H82ZM128 31V30H127ZM7 33V34H9V38H10V35L12 34V33ZM36 32V33H35ZM57 32V34H55ZM69 32V33H68ZM74 32V33H73ZM79 33V35H78V33ZM95 32V33H94ZM102 32H104V34L102 33ZM189 32V33H188ZM40 33V34H39ZM49 33H50V35H49ZM59 33L60 34H65L64 36L63 35H61L62 36V38H63V40L65 41V42H67V43H70V44H67L66 46L67 47H65V43L63 42V44H62V38H61V36L59 35ZM82 33V34H81ZM84 33V34H83ZM90 33V34H89ZM102 33V34H101ZM109 33V34H108ZM129 33V32H128ZM193 33H195V34H193ZM33 34V35H32ZM34 34H35V36H34ZM68 34V35H67ZM77 34V35H76ZM81 34V35H80ZM102 36H101V35ZM105 34H106V36H105ZM179 34V35H178ZM186 34V35H185ZM198 34V35H197ZM6 35V34H5ZM13 35V34H12ZM11 35V37L13 38V36ZM56 35H58V37L56 36ZM74 35H76V36H74ZM181 35H184L183 37H181ZM191 35V37L193 36V38H189V36ZM196 35V36H195ZM44 36H45V38H44ZM49 36V37H48ZM55 36L57 37L56 39H55ZM80 38H79V37ZM85 36V37H84ZM108 36V37H107ZM112 36V37H111ZM180 37L179 39H178V37ZM7 37V38H8ZM64 37L66 38V39H64ZM83 37V38H82ZM103 37V38H102ZM115 37V38H114ZM119 39H117V38ZM187 37H188V40L190 41L189 43H190V45H189V43L186 41L185 43H187L186 45H185V43H184V40L185 39H187ZM8 38V39H9ZM59 38H61V39H59ZM69 38V39H68ZM71 38V39H70ZM76 38V39H75ZM82 38V39H81ZM112 38V39H111ZM114 38V39H113ZM125 38V39H124ZM145 38V37H144ZM184 38V39H183ZM11 39V38H10ZM43 39H46V40H43ZM50 39V40H49ZM127 39V40H126ZM192 40V42H191V40ZM58 40H59V42H61V43H58ZM68 40H70V41H68ZM73 40V41H72ZM78 40V41H77ZM79 40H80V42H79ZM83 40V41H82ZM85 40V41H84ZM96 40V41H95ZM107 42H106V41ZM113 40V41H112ZM126 40V41H125ZM143 40V39H142ZM141 40V41H142ZM145 40V39H144ZM183 40V41H182ZM11 41H12V39H11ZM10 41V42H11ZM36 42V43H34V42ZM46 41H48V42H46ZM53 41V42H52ZM55 41H57V43L58 44H62V46H64V48H63V51H62V47H61V51H60V49H58V48H60L59 46H61V45H57V43L55 44ZM77 42L78 44H76V43H72V42ZM89 41H92V42H90V48H89V46L87 47H85V44H86V42H87V44L89 43ZM117 43V47H118V49H119V46L121 47L119 50L116 48L115 50L118 52V51H120L121 50V55L119 54V52L117 53L116 51L114 52V51H112V48H113V50H114V46H112L111 44L113 43V45H115L116 43ZM125 41V42H124ZM136 41V42H137ZM146 41V40H145ZM147 41H148V39H147ZM7 42L9 43V44H11L8 40H7ZM37 42H38V44H37ZM46 42V43H45ZM85 42V44L83 45V43ZM105 42H106V44H105ZM112 42V43H111ZM128 42V43H127ZM143 42V41H142ZM183 42V43H182ZM43 43V44H42ZM79 43H81V45L83 46V47H85V48H83V49H81L80 50V48H82V46L79 44ZM92 43V44H91ZM115 43V44H114ZM125 43H127L128 44V46L125 44ZM132 43V44H133ZM138 42H137V44H139ZM227 43V44H226ZM36 44V46H34ZM73 44H75V46L74 47H72L73 46ZM121 44V45H120ZM182 44H183V48L181 47L182 46ZM226 45V46H222V49L224 48V49H226V50H229L231 47H232V43H228V42H225V43H223V45ZM229 44H231L230 46H229ZM28 45V46H27ZM52 45H54V47L51 46ZM57 45V46H56ZM76 45H77V47H76ZM80 46V48H79V46ZM119 45V46H118ZM173 45V46H172ZM185 45V46H184ZM210 45H211V47L209 46V44L207 45V49H212V48H215L216 47V45H215V41L214 42H212V43H210ZM228 45V46H227ZM25 46H27L29 49H31V48H33V50H32V52L30 53L27 49H25ZM32 46V47H31ZM56 46V47H55ZM126 48H125V47ZM178 46V47H177ZM35 47V48H34ZM45 47H47V48H45ZM58 47V48H57ZM105 47V48H104ZM109 47H111V50L108 48ZM186 48V50H185V48ZM44 48L45 49H47L45 52H44ZM52 48V49H51ZM53 48H55V50L56 49H58V50H56V54L55 55H57V54H59V57H57V59L55 60V55H54V57H53V55H50L51 54V52L52 53H54V49ZM123 48H125V50L123 49ZM177 48V49H176ZM180 48V49H179ZM190 50V52H187V50L188 49ZM228 48V49H227ZM65 49V50H64ZM89 49V50H88ZM183 49V50H182ZM25 50H27L28 51V53H26L27 51H25ZM49 50H50V54H49ZM109 52H108V51ZM188 50V51H189ZM23 51H25V54L26 55H24V54H22L23 53ZM106 51H107V53H106ZM110 51H112V53L114 54H118V56H120V57H118L117 55L114 57V56H112L111 57V55H113L112 53H111V55L109 56L111 59H105V57L107 58L108 57V53H110ZM123 51V52H122ZM192 51V52H191ZM224 51V50H223ZM22 52V53H21ZM41 52H43L44 53V57H46L44 60H43V58H41L42 57V55L40 54ZM60 52H62V53H60ZM158 52H157V54H156V58L158 59V57H157V55H158ZM161 52V53H160ZM185 52V53H184ZM42 53V54H43ZM49 54L50 56H51V60L49 59L50 58V56H46V54ZM144 53V52H143ZM164 53H166V54H164ZM169 53V54H168ZM175 53H176V55H175ZM182 53V54H181ZM184 53V54H183ZM192 53V54H191ZM195 53H197V54H195ZM18 54H20V55H18ZM40 54V55H39ZM100 54V53H99ZM107 56H106V55ZM141 54H142V52L139 54L140 55V57L139 58H141ZM147 54V55H146ZM145 54V56L146 57H148V55H149V53H146ZM179 54V55H178ZM200 54H202V53H200ZM206 54H207V56H206ZM24 55V56H23ZM87 55V56H86ZM104 55V56H103ZM128 55V56H127ZM143 55V54H142ZM153 55V54H152ZM152 55H150L146 60H145V56L143 55L142 56V58L141 59H138L139 61H137L136 62V64L138 63L139 64V67H140V62L142 61L143 62V67L145 68L146 66L147 67H150V66H148L146 63L147 62H145V65H144V61H150V60H152L153 58L152 57H155V56H152ZM178 55V56H177ZM205 55V56H204ZM17 56H18V58H17ZM58 56V55H57ZM195 56V57H194ZM201 58H200V57ZM108 57V58H109ZM116 57H118L117 59L118 60H120L119 61V63H120V65H122L121 63V61H123V65H122V68L121 67H119V65H117V64H119L118 63V60L116 59L115 60V58ZM144 57V58H143ZM174 57H176V59H174ZM182 57V58H181ZM87 58V59H86ZM88 58H90L91 59V62H90V60H88ZM98 58H100V60H101V58H102V62H100V60L98 59ZM152 58V59H151ZM156 58H154V61L152 62L151 61V63L152 64H154L155 63V61L157 60ZM159 58H161V57H159ZM177 58H178V60H177ZM179 58L181 59V60H179ZM41 59H42V61H41ZM50 60L48 63L46 62V60ZM84 59V60H83ZM85 59H86V61H85ZM97 59H98V62H100L101 64H96L97 63ZM105 59V60H104ZM125 59V60H126ZM188 59V60H187ZM196 59H197V61H196ZM206 59V60H205ZM19 60V59H18ZM47 60V61H48ZM53 60H54V62H53ZM58 60V61H57ZM85 62H83V61ZM111 62H110V61ZM141 60V61H140ZM168 60L170 61V62H168ZM203 60H205V61H208V63L206 64L205 63V61H203ZM55 61H56V63H55ZM88 61V62H87ZM92 61L94 62V64L92 63ZM95 61H96V63H95ZM107 61L109 62V64L107 63ZM175 61V63H173ZM178 61V62H177ZM179 61H181L180 62V64H179ZM50 62H53V63H50ZM115 62V63H114ZM141 62V63H142ZM187 62V63H186ZM202 62V63H201ZM46 63H47V65H46ZM55 63V64H54ZM83 63H84V65L85 64H87L86 65V67L85 66H83ZM88 63H92L91 65L90 64H88ZM149 63V62H148ZM150 63V64H151ZM168 63H171V64H168ZM178 63V64H177ZM49 64V65H48ZM96 64V65H95ZM114 64H116L117 65V67L118 68H120V69H118L117 67H116V65H114ZM125 64V65H124ZM138 64L136 65V68H137V66H138ZM172 64H174V65H176L177 67H175L174 65H172ZM89 65V69L87 68V66ZM97 66V65H99V68H98V66H97V68L96 67H93V68H96L97 69V71H96V69H92V66ZM113 65H114V68H113ZM165 65H169L168 67L167 66H165ZM195 65V66H194ZM205 65H206V68H205ZM53 66V67H54ZM123 66H124V68H123ZM141 66H142V64H141ZM163 66V65H162ZM171 66V67H170ZM179 66V67H178ZM184 66V67H183ZM199 68H198V67ZM201 66H203L204 67V69H202V68H200ZM43 67V68H44ZM48 67V68H49ZM90 67H91V69L92 70H90ZM138 67V68H139ZM152 67V66H151ZM181 67H183V68H181ZM193 67V68H192ZM42 68V67H41ZM40 68V70H44L43 68L41 69ZM48 68H46V69H48ZM137 68V69H138ZM144 68H139L140 70L141 69H144ZM168 68V69H167ZM171 68V70H169ZM197 70H196V69ZM45 69V70H46ZM123 69H124V71H123ZM177 69V70H176ZM39 70V71H40ZM50 70V69H49ZM120 70V71H119ZM155 70H156V73H155V75H156V77L158 76V77H160L162 80H159V79H156V78H153V80H152V78H150L151 76L150 75H152L151 73H154L155 72ZM165 70V71H164ZM168 70V71H167ZM174 71V73H173V71ZM200 70L201 71H203V72H201V73H199L200 72ZM113 71V72H112ZM170 71V73L168 74V72ZM171 71H172V73H171ZM178 71V72H177ZM197 71V72H196ZM87 72H89V74H87ZM123 72V73H122ZM165 72H167L166 74H165ZM191 72V73H190ZM206 72V73H205ZM94 73V74H95ZM115 73H116V75H115ZM121 73V74H120ZM136 73L138 74V75H136ZM149 73H150V75H149ZM182 73V74H181ZM203 73V74H202ZM209 73V74H208ZM85 74H86V76H85ZM118 74V75H117ZM173 74V76H175V77H173V76H171ZM202 74V75H201ZM142 75H144V77H147V79L145 80V78L143 79L142 77ZM155 75L153 74L152 75V77H155ZM160 75H162V77L160 76ZM177 75V76H176ZM181 75V76H180ZM204 75V76H203ZM138 76V77H137ZM169 76V77H168ZM195 76H198L199 77V79H197L198 77H196V78H194ZM200 76H202V77H204L203 78V82L202 83H205V84H203L205 87H203V85L201 84V86H200V80H201V78H200ZM207 76V77H206ZM86 77V78H85ZM142 78V80H143V82H140V81H142L141 79L139 80V78ZM157 77V78H158ZM178 78V79H177ZM180 78H181V80H180ZM187 78V79H186ZM207 78V79H206ZM16 79H18V78H16ZM16 79H14V81H16ZM172 79V81H173V79H174V83H175V85H176V81H177V84H179V82H180V85L179 86H181V87H179V86H175V85H173L174 83L173 82H171L170 80ZM177 79V80H176ZM183 79V80H182ZM84 80H86V81H84ZM131 80V81H130ZM152 80V81H151ZM161 82V81H165V83H164V81L162 82V84L159 82V81ZM176 80V81H175ZM199 80V82H198V84H196L197 83V81ZM83 81H84V83H83ZM88 81V82H87ZM137 81L139 82V83H137ZM187 81V82H186ZM202 81V80H201ZM85 82H87V83H85ZM182 82H183V84H185V85H183L182 84ZM185 82V83H184ZM17 83V82H16ZM15 83V84H16ZM91 83V84H90ZM90 83H89V85H92V82L90 81ZM173 83V84H172ZM133 84V85H134ZM151 84V83H150ZM150 84H149V86H150ZM194 84H196V87H194L195 85ZM17 85V84H16ZM88 84H87V86H86V89L84 88V86L82 87V89H83V91L85 90H89V89H91L92 90V86L90 87ZM130 86V83H126V86ZM132 85V86H133ZM162 85V86H161ZM174 87H173V86ZM194 85V86H193ZM199 85V86H198ZM89 86V88H87ZM117 86V85H116ZM155 86V87H154ZM173 88H172V87ZM114 87V86H113ZM186 88L188 91H186L184 88ZM200 87V88H199ZM203 87V88H202ZM100 88H103V87H100ZM99 88V89H100ZM117 87H115V89H116ZM128 88V87H127ZM173 90H172V89ZM179 88H181V89H179ZM197 88V89H196ZM93 89H95V88H93ZM96 89H98V87L96 88ZM95 89V90H96ZM98 89V90H99ZM119 89V88H118ZM148 89H149V91H148ZM158 89V90H159ZM178 89H179V91H178ZM194 89H196L197 91L198 90H200V91H198V93H197V91L196 90H194ZM91 90H89V91H91ZM95 90H94V92H95ZM104 89H101V91H103ZM112 90H114L113 88H112ZM129 90H130V87H129ZM154 91L155 92V94H154V96L153 97H148V96H151V94L152 93H154V92H151V91ZM159 90V93L161 92ZM172 90V91H171ZM185 91V95H184V91ZM204 90V91H205ZM100 90L99 91H97L96 90V95L97 94H100V93H102ZM203 91V92H204ZM88 92V91H87ZM100 92V93H99ZM147 92H149L148 94H146ZM181 93L182 95L181 96H178V93ZM198 94H196V93ZM169 93V94H170ZM180 93H179V95H180ZM176 94H177V100H174L175 99V97L174 96H176ZM191 94V95H190ZM196 95V99H193L192 100V98L194 97L195 98V95ZM159 95V94H158ZM161 95V94H160ZM184 95V96H183ZM193 95V96H192ZM199 95H200V97H199ZM254 96H253V98H256L257 97V95H255V94H253ZM130 96V97H129ZM183 96V97H182ZM256 96V97H255ZM130 98V99H127V98ZM199 97V98H198ZM147 98H149V99H147ZM187 100H186V99ZM87 99H89L88 97L85 99L86 101V104L88 105V107H87V109H85L84 110V112H82L83 110H81V111H79V112H81L80 114H78V113H73L74 114V116L75 117H72L71 119H73V121L75 122L78 118H79V115H82V117L85 115V116H87L86 115V113H89V112H91L92 111V106L91 105H93V104H95V102L92 104L91 103V101L92 100H90L89 99V101H90V103H89V101L87 102ZM107 99L108 98H105V99H102L101 100V102H99V103H101V106L100 105H98V102H97V107H100V109H102V107H104V105H105V107L107 106V103H109L110 101L112 102V98H109L108 99V101H107ZM135 100V104L133 103L132 104V102L133 101H131V100ZM143 99L144 100H148V101H143ZM171 99H173V100H171ZM199 99V100H198ZM257 99V98H256ZM106 101V102H103L104 103V105L102 104V101ZM117 100V98L114 100L113 99V102H112V104L115 102ZM142 100V101H141ZM150 100V101H149ZM154 103H153V102ZM175 101V102H174ZM110 102V103H111ZM117 102V101H116ZM115 102V103H116ZM151 104V105H143V104ZM174 102V103H173ZM190 102H195V104H193L192 105V103H190ZM110 103L108 104L109 106H110ZM126 103H129V104H126ZM141 103H143L142 105H143V107H142V105H141ZM140 107V108H143V109H140L137 105ZM174 104V105H173ZM103 105V106H102ZM182 105H183V107H182ZM94 106V108H95V105H93ZM136 106H137V108H136ZM148 106H153L152 108H148ZM181 106V107H180ZM194 106V107H193ZM196 106V107H195ZM89 107H90V109H89ZM130 107V108H129ZM131 107H134V108H131ZM191 109H190V108ZM93 108V109H94ZM107 108V107H106ZM145 108H148V109H145ZM174 108V107H173ZM178 108V109H179ZM186 108V109H185ZM88 109H89V111H88ZM99 109V108H98ZM99 109V110H100ZM104 109V108H103ZM132 109H134V111H133V113H132ZM138 110V111H137ZM144 110V111H143ZM87 111V112H86ZM135 112H138V113H135ZM175 112V113H174ZM177 112H178V114L180 115H178L177 114ZM192 112V113H191ZM194 112V113H193ZM84 115H83V114ZM131 113V114H130ZM72 114V115H73ZM77 116H76V115ZM133 114V115H132ZM144 116H143V115ZM175 114V115H174ZM189 114V115H188ZM126 115H128L127 117H126ZM131 115V116H130ZM151 115V116H150ZM154 115V114H153ZM139 116H141V118H139ZM150 116V117H149ZM127 118V120H126V118ZM130 117V118H129ZM145 118V120H146V118H147V122L146 121H143L144 119L143 118ZM154 117V116H153ZM188 117H190V118H188ZM75 118V119H74ZM129 118V119H128ZM133 118H132V123H133ZM176 118V117H175ZM174 118V119H175ZM80 119H82L81 117L78 119V120H80ZM180 119V120H179ZM188 119H190V120H188ZM152 120H154V118H152ZM188 120V121H187ZM241 120V119H240ZM128 121V122H127ZM141 121V122H140ZM143 121V122H142ZM183 121H186V122H184L185 124H183ZM190 121V122H189ZM111 122H112V120H111ZM146 122V123H145ZM240 121H238L237 122V126H236V129H235V131L237 130V128H239L236 132H237V134H236V132H235V135H234V138L232 139L233 141L235 140V138H236V141L235 142H233L234 143V147H236L237 149H239V152L240 153H242V156H241V154L239 153H236L235 155L236 156H234L232 153L230 154L229 153V155H230V157L229 156H227L228 155V152L227 151H225V150H223V152H222V155L225 157H227V158H225V163H227V160H229V162L231 161L232 163H233V161H234V164H232L231 162H230V164H232V166L234 165V170L236 169L237 170V168L239 169V164H240V159L241 158H243V154H244V151H245V141H244V139H245V135L244 134H246V130H244V128L242 129V127L244 126V121L243 120H241V122H243L242 124H241V126H240V123H239ZM126 123H125V129L127 130V129H129V132H126V134L128 133L129 134V136H131V135H133V136H135V134H137V135H141V133L143 134V132L141 131V133L138 131V133H135L134 132V130L132 131V129H133V127H131L132 129L130 130V127L129 126H127L126 125ZM145 123V124H144ZM189 123L190 124H192V127H190L189 126ZM76 124H78V122L76 121L75 122V124L73 123V126L74 125H76ZM140 124V125H141ZM195 124V125H194ZM239 124V125H238ZM129 127V128H127V127ZM130 126H132L131 124H130ZM145 126V127H144ZM175 126V127H174ZM35 127V126H34ZM179 127L181 128V129H179ZM182 127L184 128V129H182ZM241 127V128H240ZM192 128V130H191V132L190 133H192V131L193 130H195V128L193 129ZM172 130V131H173ZM184 132L183 134H182V131ZM186 130V131H185ZM128 131V130H127ZM240 131V132H239ZM133 132V133H132ZM238 132H239V138H237L238 136ZM132 133V134H131ZM173 132H170V134H172ZM174 134L175 133H173L171 136H172V138H170V139H175L176 140V138L175 137H173L174 136ZM180 134H182V135H180ZM186 134V135H185ZM176 135V134H175ZM127 137V135H126V137L128 138V140H129V142H131L132 140H134V138H136V136L134 137V138H132V137ZM170 136V135H169ZM186 138H185V137ZM242 136V137H241ZM244 136V137H243ZM183 137V138H182ZM177 138V139H178ZM181 138V139H180ZM69 139V140H68ZM68 139H65V141L66 140H68V141H66V144H63V145H61L62 146V148H63V146H64V148H63V150H65V154H64V151H63V154L65 155H63L62 154V148H60L61 146L60 145H58L59 143H57V142H59V140H56V142H51L50 141V143H51V148H46V150H48L47 151V153H48V155H49V152L51 153L52 151H53V153H51V158H50V156H48L47 154H46V151H45V156H43L44 158H45V160H46V155L48 156L47 157V161H49V163L47 162H44L45 164V166L46 167H44V165H43V169H41V170H43L45 173H46V170H47V172H49V170L48 169H50L51 171L49 172V173H47V174H43V171H42V173H40L39 172V174H43V175H35V174H31V176L29 177L28 175H26V177L24 178V181L22 182V184L20 185L19 184V179L17 178V180L15 181L16 183H14V185L9 189V192H8V199H10L11 197H14L13 198V200H10L11 201V203H10V208H9V210L11 209V210H14V211H19V210H25V209H27V210H35V208H36V210L37 211H42L43 213H46L47 215H50V216H52L51 218H58V219H61L63 222H64V224H66L67 223V225H91V226H96V227H99V228H106L107 226H111V227H115L116 226V224L118 223V220L120 219V217H115V220H113L112 219V221H114V222H112V221H110V219L112 218V216L110 215H105V218H108L109 217V219H105L103 216H104V213L106 212L107 214H108V210H109V208H110V206L108 205L109 203V201H110V197H107V195L109 196V194H107V190L108 191H110L109 189H107V188H105L106 186H107V184H108V180H106V178L104 177L105 175H108V174H106L105 173V175H104V172H101V171H104V169H105V171L108 173V171L107 170H109L110 168H109V166L108 167H105V165L106 164H108L109 163V161H108V163L106 162V164L105 165H102L103 163H104V161H103V163H101V159L103 158H99V157H101L100 155L101 154H103V151L101 150V149H98V150H90V151H88L87 152V149H85L84 150V148L83 149H81L83 146V144L86 142L85 140H79V139H74L73 137H69L68 136ZM76 141V142H74V140ZM184 139V140H183ZM190 139V140H189ZM239 139V140H238ZM42 140V139H41ZM188 140H189V145H188ZM192 140V141H191ZM53 141V140H52ZM79 141V142H78ZM238 141H239V143H238ZM243 141V142H242ZM62 142V141H61ZM61 142H60V144H61ZM64 142V141H63ZM81 142H83V144L81 143ZM50 143L48 142L47 144H49L50 145ZM55 143H57V144H55ZM70 143V144H69ZM77 143H81V144H77ZM186 144V145H183V144ZM241 143H243V144H241ZM53 144H55V145H58V147H56V149L55 150H53L52 148L55 146V145H53ZM77 144V145H76ZM179 146H178V145ZM181 144V145H180ZM192 144V145H191ZM240 144V145H239ZM67 145V146H66ZM68 145H69V148H68ZM85 145V144H84ZM190 145L192 146V147H190ZM239 145V146H238ZM60 146V147H59ZM66 146V147H65ZM183 146H185V148L183 147ZM241 146V147H240ZM243 146V147H242ZM71 147H73V148H71ZM190 147V148H189ZM55 148V147H54ZM57 148H60V149H57ZM71 148V149H70ZM75 148H77V149H75ZM173 148L175 149V150H177V151H173ZM242 148H244V149H242ZM50 149H52L51 151H50ZM81 149V150H80ZM151 149V148H150ZM60 152H59V151ZM75 150H77V151H79V152H77V151H75ZM83 150H84V152H83ZM101 150V151H100ZM243 150V151H242ZM91 151H92V153L93 154H91ZM194 151V150H193ZM54 152H56V155L54 154ZM59 152V153H58ZM101 152V153H100ZM151 152V153H150ZM29 151H28V149H24V154H25V156L27 155V157L29 156ZM58 153V154H57ZM66 153H67V155H66ZM80 153V154H79ZM85 154L86 155V157H84L85 155H83V154ZM96 155H95V154ZM145 153V154H144ZM155 150H154V152L152 151V149L151 150H149V149H147V153H146V150H144V152H143V157H141V160H140V168H144L145 169V172H144V169H143V172L141 171V169L139 170V171H137L138 173H135V174H137V177L135 176V175H133V181L132 182H140V185L141 184H143L142 183V181H146V180H144L145 178H147V177H145L146 175L148 176L149 174L151 175L152 174V172H154V171H156V169H158V171H159V167H158V164H160L159 166L161 167V163H162V161L161 160H158L159 159V157L157 158V156L155 155ZM191 149H190V155L189 156H192V155H194L195 156V153H193L192 155H191ZM227 155H226V154ZM54 154V155H53ZM68 154H70V155H68ZM74 156H73V155ZM79 154V155H78ZM93 156V157H91V156ZM98 155H99V157H98ZM129 155H130V153H129ZM128 154H124L123 155V164H130V162H131V160L133 159L132 157L134 156V154L133 153H131V156L132 157H130ZM152 155V156H151ZM176 155V156H175ZM197 155V154H196ZM76 156H77V158H76ZM78 156H79V158H78ZM103 156V155H102ZM127 156V157H126ZM129 156V157H128ZM193 156V157H194ZM223 156H222V158H221V162H219L218 163V168L216 167L215 169H218V171H219V173L218 172H215V170H213L212 172L214 173H211L209 176H211V177H208V184H210V185H208L207 184V189H205L204 190V188H202V190L200 189V192L198 191V192H194V191H192L191 193L192 194H190V196H189V194L187 195V196H189V197H184L183 198V200L181 199V201H183V202H185V203H189L188 205H186L184 208H179V211H177L178 212V214L176 215L175 213L174 214H172L170 217H175V218H180V222H177L176 224H174V226H171V225H169L168 224V222L167 221H163L160 225V227L158 228V229H166L168 232L170 231V232H172V231H178V229L180 228V227H182V226H185L181 221H187V220H189L190 222L192 221H194V219L195 218H197V216H201V218H203L204 220L203 221H205V222H207L208 220L207 219H209V220H212V221H209L207 224H209V225H212V224H214L213 226H211L209 229H214V234H213V232H211V234H207V235H215L216 233H218L219 231H221L220 233H219V236L221 237L222 235H221V233L223 234V236H224V238H230L231 240L233 239V238H235V236L229 231L230 230V228L232 229V228H235L236 230H238V224H242V222L243 221H245V220H249L250 219V217L253 215L254 216V218L255 219H257V221L260 223L259 224V226H256V229H253V231H249L248 229H246V228H242V229H240V231H242V232H249L248 234H252V236H250V237H244L243 236V238L242 237H240L238 240L236 239V241L234 240L232 243H230L231 242V240H230V242L228 243V241H226V242H222V241H225V239L224 240H222V241H220V242H217L216 243V241L214 242H212V239H210L206 234H205V232L203 233H201V232H199L198 234L197 233H195V234H190V239L193 241V242H191L189 245H180V247H181V250H179V251H184V252H186V253H192L193 255H195L196 257H199V255H198V253H199V251H201V250H205V251H207V252H211V253H214V252H219L220 250H223V249H226V248H235V249H237V250H240L241 249V246L242 245H248V246H251V247H254V246H256V245H259V244H262V243H264L263 241H264V208H261L260 210H257V211H254L253 212V214L252 215H245V212H242V211H239V212H237V213H234V215L232 214L233 213V208L232 207H228V208H224V207H220V208H218L219 210L217 211V212H215V210H216V208L214 207V205H213V203L211 202V201H209L210 203H208L207 201H204V203H201L202 202V198H205L206 197V199L208 198L209 199V197L211 198V197H213V196H216L217 195V193H219V191H217V189L215 188L216 187V185L218 186V184L217 183H219L220 184V181H219V179H221L222 178V176H223V168L222 167H225V166H223V164H224V161H223ZM236 157V159L234 158V157ZM239 156L241 157V158H239ZM27 157H25L26 159H27ZM42 157V158H43ZM75 157V158H74ZM145 157V158H144ZM187 157H188V155H187ZM43 158V159H44ZM81 158V159H80ZM86 159V161H88L89 159V162H86L85 161V159ZM89 158V159H88ZM92 158H94V160H92ZM143 158V159H142ZM147 158V159H146ZM186 158V157H185ZM184 157H183V159H185ZM230 158V159H229ZM232 158V159H231ZM13 160L12 161H14L15 159H18L17 157L14 159V157L12 158ZM29 159V158H28ZM28 159L25 161V166H26V162H28ZM50 159V160H49ZM79 159V160H78ZM88 159V160H87ZM100 159V160H99ZM129 159V160H128ZM150 161H149V160ZM155 159V160H154ZM179 159V160H178ZM182 159V160H183ZM98 160V161H97ZM103 160V159H102ZM144 160V161H143ZM159 161L158 162V164H156L157 163V161ZM10 162H12L11 161V159L9 160ZM83 161V162H82ZM84 161H85V163H84ZM99 161H100V163H99ZM129 161V162H128ZM143 163H142V162ZM149 161V162H148ZM154 161V162H153ZM175 161V163H173L174 165L175 164H177L178 162H176ZM196 161V160H195ZM195 161L193 162V166H195V165H197V163L198 164H200L198 161H196V163H195ZM9 162V163H10ZM16 164H18V160L17 161H14ZM13 162V164H11L10 163V165H9V167L11 166H13L15 163ZM97 162H98V164H99V166H100V164H101V166H102V170L99 168V166H98V164H97ZM146 162V163H145ZM161 162V163H160ZM88 163H91V164H89L88 165ZM146 165H145V164ZM150 163V164H149ZM154 163V164H153ZM239 163V164H238ZM15 164V165H16ZM84 164V165H83ZM126 164V165H127ZM144 164V165H143ZM156 164V165H155ZM221 164V165H220ZM237 164V165H236ZM14 165V166H15ZM86 165H88V166H86ZM91 165V166H90ZM96 165H97V167H96ZM109 165V164H108ZM152 165V166H151ZM155 165V166H154ZM225 165V164H224ZM95 166V167H94ZM107 166V165H106ZM143 166V167H142ZM147 166H149V167H147ZM150 166H151V169H150ZM155 167V169H154V167ZM8 169H9V167L8 166H6ZM93 167V168H92ZM104 167V168H103ZM237 167V168H236ZM94 168H97V170H93ZM101 170L100 172H98L99 171V169ZM233 168V167H232ZM25 169V167L23 168V171L24 172H26V170H24ZM46 169V170H45ZM107 169V170H106ZM222 171H221V170ZM195 170H197V168H195L194 169V171H193V176L194 177H196L197 176V174H198V172L197 171H195ZM141 171V172H140ZM148 173H147V172ZM149 172H151V173H149ZM194 172L196 173L197 172V174H194ZM27 174H30L29 172H26ZM99 173H101V174H99ZM143 173V174H142ZM156 173L158 174V172L156 171ZM155 172L153 173L154 175L153 176H155V174H156ZM218 173V175H216ZM37 174V173H36ZM103 174V175H102ZM156 174V175H157ZM213 174V175H212ZM220 174H222V175H220ZM47 175H48V177H47ZM53 175V176H52ZM149 175V176H150ZM200 175V174H199ZM198 175V176H199ZM217 177H216V176ZM45 176V177H44ZM152 176V175H151ZM148 177L149 178V180H151V181H149V180H147V181H149L147 184H146V182H145V184H143V185H141L140 186V188L141 189H138L139 190V192L138 191H136L137 190V188L139 187L138 186V183L136 182V183H134L133 185L134 186H136L137 188H135L134 187V190L133 191H135V193H137L138 192V195H143V196H145V193H147V191H148V189H150V187H151V182L152 181H154L153 179H155L154 177ZM27 177H29V178H27ZM44 177V178H43ZM53 177V178H52ZM108 177V176H107ZM135 177V178H134ZM144 177V178H143ZM138 178H140V179H138ZM143 178V179H142ZM212 178H215L214 180L212 179ZM217 178H219V179H217ZM56 179V180H55ZM104 179H105V181H104ZM134 179H135V181H134ZM137 179V180H136ZM217 179V180H216ZM49 180V181H48ZM53 180V181H52ZM138 180H140V181H138ZM216 180V181H215ZM5 181V179H4V172H3V175L0 177V183L2 184L3 182ZM106 181H108V182H106ZM216 183H215V182ZM218 181V182H217ZM76 182V183H75ZM79 182V183H78ZM81 182V183H80ZM212 182H213V184L215 183V187H213V184H212ZM78 183V184H77ZM106 183V184H105ZM153 183V182H152ZM17 184H19V186L17 185ZM74 184V188L76 189L75 191H72V189H73V187L71 186V185H73ZM75 184H77V185H75ZM90 184V188L88 187V185ZM97 184H99V185H97ZM149 184V185H148ZM84 185H87L86 187L84 186ZM109 185H110V183H109ZM144 185H145V187H144ZM212 185V186H211ZM77 186H78V188H77ZM79 186L80 187H82L81 189H79ZM86 188V190H85V192L87 191V192H89V193H85L84 192V187ZM208 186H210L212 189H209L210 187H208ZM17 187H18V189H17ZM107 187H110V186H107ZM146 188L145 190H144V188ZM152 187H154L153 185H152ZM151 187V188H152ZM15 188H16V190H17V192H15ZM103 188H104V190H103ZM214 188V189H213ZM89 189V190H88ZM153 189V188H152ZM209 190H211V191H209ZM212 190L214 191L215 190V193H216V191H217V193L216 194H214V192H212ZM19 191V192H18ZM102 191V192H101ZM204 191H206V192H204ZM141 192V193H140ZM143 192H144V194H143ZM87 195L86 197H87V199H89V201L91 200V201H93L94 202V197L98 194V197L99 198H101L100 199V202H102V203H104L103 205H105V208H107L106 207V204H107V206H109V208H107L106 210L105 209H103L104 208V206L102 205V207H101V204H100V206H99V204H97L98 205V207H99V210H95V209H98V208H96V203L94 202H87L86 203V201H85V194ZM140 193V194H139ZM203 193V194H202ZM205 193V194H204ZM207 193H208V196H207ZM211 193H213V195L211 194ZM195 194V195H194ZM197 194V195H196ZM201 194H202V196H201ZM224 194V195H223ZM223 194H221V196L219 197V198H221V199H223V198H225L226 196V194H227V192L226 193H223ZM230 193H228L227 195H229ZM13 195V196H12ZM205 195V196H204ZM101 196V197H100ZM199 198H198V197ZM97 197V196H96ZM201 197V198H200ZM218 197V196H217ZM91 198V199H90ZM98 198H96V200H97ZM103 199V200H102ZM109 199V200H108ZM187 199H188V201H187ZM201 199V200H200ZM205 199V200H206ZM196 200V201H195ZM200 200V201H199ZM204 200V199H203ZM196 202H198V203H196ZM207 202V203H206ZM21 203V204H20ZM91 203L95 206V209H94V207H92L91 206ZM206 203V204H205ZM212 204V205H211ZM14 205H15V207H18V209L19 210H16V208L14 207ZM17 205V206H16ZM42 205V206H41ZM13 206V207H12ZM60 206V207H59ZM12 207V208H11ZM92 207V208H91ZM14 208V209H13ZM101 208L105 211V212H102L103 210H101ZM199 209L198 210V213L197 212H194L193 210H197V209ZM201 208V209H200ZM232 208V209H231ZM204 211H203V210ZM91 210V211H90ZM205 210H206V213H203V212H205ZM225 210V211H224ZM99 211H101V212H99ZM199 211H201L203 214H201ZM200 214V215H199ZM205 214V215H204ZM209 214H211V215H209ZM208 215V216H207ZM233 215V216H232ZM108 216V217H107ZM210 216L211 217H214V219H210ZM252 216V217H253ZM164 217H168V216H164ZM209 217V218H208ZM138 218V217H137ZM137 218H135V219H137ZM182 219V220H181ZM125 222H129L130 223V225H131V227L132 228H136L138 225H140L141 223H146V222H151L150 220H149V217H142V219L140 218L138 221L136 220H132L131 218H128L127 220H124ZM212 222V223H211ZM249 223H250V220L248 221ZM233 224H237V225H233ZM149 225H151V224H149ZM219 227H217V226ZM248 225H250V224H248ZM214 226H216V227H214ZM261 227V228H260ZM219 230V229H221V230H219V231H216V230ZM225 229V230H224ZM254 230L255 231H257V232H254ZM251 232V233H250ZM254 232V233H253ZM199 234H201V236L199 235ZM204 234H205V237H206V239H205V237H202V235L204 236ZM222 236V237H223ZM254 236V237H253ZM201 237V238H200ZM209 238V239H208ZM215 243V244H214ZM221 248V249H220ZM171 253H173V252H177V251H170ZM194 252V253H193ZM196 252H198V253H196Z\"/></svg>", "mask_w": 264, "mask_h": 264}]
</instances>
